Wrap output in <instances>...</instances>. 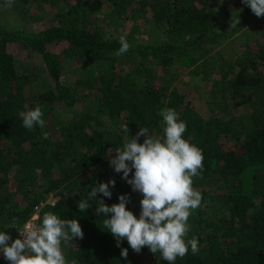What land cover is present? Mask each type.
I'll use <instances>...</instances> for the list:
<instances>
[{"label":"trees","instance_id":"obj_1","mask_svg":"<svg viewBox=\"0 0 264 264\" xmlns=\"http://www.w3.org/2000/svg\"><path fill=\"white\" fill-rule=\"evenodd\" d=\"M74 2L13 0L0 12V231L17 239L18 229L52 194L55 201L41 206L39 222L53 212L76 219L84 233L62 242L69 264H167L146 246L134 252L126 239L117 247L104 226L110 214L98 215L89 193L115 180L111 199L99 193L97 199L110 207L127 195V209L139 217L142 194L109 161L140 128L162 136L158 113L171 108L186 124L183 138L204 157L192 185L202 200L189 217L186 237L198 238L199 251L193 254L189 246L175 264H264V16L243 0H223L217 9L213 0H153L151 6L147 0ZM31 5L55 8L57 23L27 31L22 19ZM143 9L147 18L140 22ZM130 21V31L138 32L135 42L126 38L128 52L117 55L120 37L113 31L130 28ZM244 28L257 31L256 51L234 45L233 36ZM12 47L40 58V72H29L27 59ZM185 70L209 88L200 81L184 84L179 77ZM37 80L46 89L34 101L29 86ZM192 94L205 99V110ZM37 106L45 124L28 130L19 113ZM80 200L90 208L79 211ZM121 249L128 250L126 259ZM0 264H9L2 252Z\"/></svg>","mask_w":264,"mask_h":264},{"label":"clouds","instance_id":"obj_2","mask_svg":"<svg viewBox=\"0 0 264 264\" xmlns=\"http://www.w3.org/2000/svg\"><path fill=\"white\" fill-rule=\"evenodd\" d=\"M257 16H264V0H243ZM13 0H6L5 6L11 8ZM239 19L231 20V27L237 26ZM117 55L128 52L130 44L124 36L120 38ZM23 126L32 130L43 126V112L39 106L19 113ZM163 118L162 136H151L148 129L140 128L135 137H130L122 147L115 150V158L109 161L116 173H123L122 179L134 192L142 194L141 213L137 218L127 209L130 198L120 195L119 202L107 206L97 194L111 199L110 185L115 180L100 183L93 187L89 199L98 202L96 213L103 214L104 226L120 242L127 240L131 249L140 253L148 247L151 253L159 252L167 264H175L189 252L199 251L198 238L186 239L190 226L189 217L202 200L199 191L193 188V177L199 176L203 168V155L200 148L183 138L186 124L171 108L161 110ZM125 130H128L127 125ZM140 137H146L139 143ZM134 170V172H133ZM130 173L132 174L129 179ZM90 208L87 200L78 202L79 211ZM21 238L12 240L6 231H0V252L9 264H69L62 250V242L83 238V231L76 219H60L53 212L43 214L39 223L27 222L18 231ZM11 241V243H9ZM121 256H128L127 249H121ZM76 264V261H71Z\"/></svg>","mask_w":264,"mask_h":264},{"label":"rangeland","instance_id":"obj_3","mask_svg":"<svg viewBox=\"0 0 264 264\" xmlns=\"http://www.w3.org/2000/svg\"><path fill=\"white\" fill-rule=\"evenodd\" d=\"M147 1L150 2L149 3V6H151V5L154 4L153 0H147ZM213 1L215 2V6H214L215 9H217L220 6V4H221V2L223 0H213ZM70 2L73 3L74 0L73 1L70 0ZM5 4H6V0H0V12H5L6 11V8H8V7L5 6ZM227 6L230 8V3H228ZM17 9L20 10L19 7H17ZM147 10H148L147 11L148 13H151L150 12V9H147ZM27 11H28V13L26 12L27 15H24L23 16L22 21H23V23L25 22L24 28L27 31H29V32H31V31L32 32L33 31H38V30H40V28H43V27L45 28V27H48V26H50L52 24L57 23V19L55 17L56 9L53 8V7H50V6L47 5V9L41 10V9L36 8L35 5H31V7L29 9H27ZM139 12L140 13H137V14L139 16L141 14V18L139 19V17H138V20L140 22H145L146 21L145 19L147 18L146 17L147 13H146V15L144 14L145 13V9H143V10H141ZM37 16H42L43 17L42 21L38 22L36 19H33V18H36ZM148 17H151V16H148ZM219 21H220V19H219ZM136 22H137V20H136ZM226 23H227V21H226ZM133 24H135V23L133 21H130V28H128L126 26L124 28H120L119 27V28L115 29L113 31V35L114 36H119V37L124 36L125 38L129 39L130 42L131 41L132 42H135V36L137 35L138 32L135 33L134 30L130 31ZM10 25L13 26V27H17L12 21L10 22ZM104 27H106V24H104ZM220 27H222V26L220 25ZM247 29L248 28L242 29L241 32L239 33L241 35H237V34L234 35L233 38H232L233 43L240 50H244L245 47H249L251 50L256 51L257 48H258L257 40L255 39V38H257V34H256L257 31L252 30V31H250L248 33H244V31L247 30ZM141 30H143L142 27H141ZM139 32H140V30H139ZM260 41H263V38H260ZM228 48H229V50H232V46L231 45ZM19 49H21V48L19 47ZM19 49L17 50L16 47H12L10 50H12V51L14 50L15 52H17L19 54L18 55L19 57L22 56V57H24V58L27 59L24 62L27 63L29 72L31 70L35 71L36 69L40 72V69L37 66H40L41 65V59L40 58H37V57H31L29 59V57H26L27 52L24 51V50L23 51L22 50H19ZM65 70H66V72H64V74L67 75L68 77H70L71 79H73L74 78L73 77V74H69L68 68H66ZM179 79L182 80V81H185L184 84H188V83L189 84H193L194 82L200 81L199 78H194V76L192 75V73H190L189 70L182 71L181 74H180ZM32 83L33 84H31V86H29L30 94L28 96H29L30 99H32V95L31 94H34L35 95L36 92L38 93V91H44L46 89L45 86H44V84L42 85L43 82L41 83L40 80L33 81ZM180 84L182 85V83H180ZM199 84L202 86V88H204L206 90H207V88H209V85L206 84V83H204V82H202V81H200ZM92 96L93 95H88L87 98L92 97ZM191 96H193V97H195L197 99L196 100V103H200V102L203 103L204 102L200 106H201V108L203 107V110L206 109V105L207 104L205 103V99L201 98L200 96H196L194 94H192ZM35 97H37V95H35L32 100H34V101L38 100V98H35ZM82 104L83 103L81 102L77 106V110L82 106ZM245 111L246 112L250 111V108L243 109V110H240V111L236 110V112H238V113H240V112L245 113ZM54 201H55V198L53 197L52 194H50L47 197V200H45L44 202H42V205L41 206H43L46 202L53 203ZM41 206H38V207L35 208V212L36 213L39 212Z\"/></svg>","mask_w":264,"mask_h":264},{"label":"built area","instance_id":"obj_4","mask_svg":"<svg viewBox=\"0 0 264 264\" xmlns=\"http://www.w3.org/2000/svg\"><path fill=\"white\" fill-rule=\"evenodd\" d=\"M27 222L39 223V214L35 212V214H33V216L31 217V219H29ZM27 222H26V223H27ZM24 225H25V224H24ZM24 225H23V226H24ZM23 226H21V227L18 229V231L21 230V229L23 228ZM18 231H17V236H18V238H21V239H22V237L20 236V233H19Z\"/></svg>","mask_w":264,"mask_h":264}]
</instances>
